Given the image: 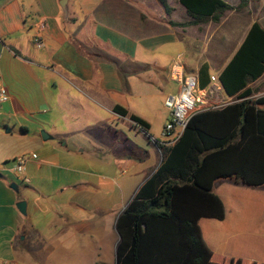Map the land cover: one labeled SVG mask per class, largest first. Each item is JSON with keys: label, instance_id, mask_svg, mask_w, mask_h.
Wrapping results in <instances>:
<instances>
[{"label": "crops", "instance_id": "obj_1", "mask_svg": "<svg viewBox=\"0 0 264 264\" xmlns=\"http://www.w3.org/2000/svg\"><path fill=\"white\" fill-rule=\"evenodd\" d=\"M166 1L168 12L159 0H67L64 16L58 0H0V86L7 91V100L0 103V256L6 254L1 248L5 245L10 249L20 234L26 212L19 213L16 203L26 200L25 210L29 203L21 193L30 190L45 197L52 192L82 190L81 179L52 178L49 170L73 171L62 162H71L75 153L89 151L90 142L78 138L86 127L120 130L124 141L133 146L131 153L112 147L113 171L108 166L109 174L100 178L106 185L116 186L121 196L123 206L113 214L115 225L118 214L155 172L161 157L156 162V139L149 135L150 125L133 109L132 100L158 95L164 101L175 94L180 76L174 66L182 76L194 75L198 81L200 65H207L209 79H216H208L203 89L205 109L231 101L219 74L251 24L258 22L264 29V0H245L242 8L225 11L218 22L198 24L191 23L193 17L179 0ZM224 1L235 7L241 0ZM262 82L264 74L250 84L258 88L254 97L264 94ZM116 104L146 121L147 133L127 117L117 116L112 110ZM103 111L113 117L101 116ZM41 131L47 138H41ZM131 133H135L134 138ZM138 135L142 141L134 140ZM149 152L154 159L150 163L145 159ZM19 156L26 157L20 173L23 187L17 184L11 189V167L7 164L13 163V171ZM118 169L123 174L116 178L113 174ZM85 183L95 191L104 185L98 179ZM213 190L225 212L222 220L199 218L205 245L220 258L264 264V184L252 187L231 178L218 179ZM73 206L85 211L81 223L92 228L98 215H90L80 204ZM115 237L116 245V233Z\"/></svg>", "mask_w": 264, "mask_h": 264}, {"label": "trees", "instance_id": "obj_2", "mask_svg": "<svg viewBox=\"0 0 264 264\" xmlns=\"http://www.w3.org/2000/svg\"><path fill=\"white\" fill-rule=\"evenodd\" d=\"M191 23L218 22L223 13L240 9L224 0H179ZM166 0L159 3L168 12ZM183 25L184 22H169ZM188 24V23H186ZM264 74V29L254 22L219 82L231 101L224 106L194 112L181 135L160 144V163L117 216L114 231L115 264H260L237 258H220L203 242L199 218L224 217V206L213 186L231 178L247 186L264 184V94L250 84ZM198 86L208 85V67L198 69ZM264 91V83L261 85ZM113 112L133 126L149 125L116 104Z\"/></svg>", "mask_w": 264, "mask_h": 264}, {"label": "rangeland", "instance_id": "obj_3", "mask_svg": "<svg viewBox=\"0 0 264 264\" xmlns=\"http://www.w3.org/2000/svg\"><path fill=\"white\" fill-rule=\"evenodd\" d=\"M132 101L133 109L149 123V135L157 141L164 140L161 136L162 129L166 122L171 120V115L161 104L163 99H160L158 95L148 98L135 96ZM101 116L113 117L104 111ZM114 128L116 129L115 125ZM134 134L131 133L129 136L134 138ZM78 138L88 140L90 145L89 151L75 153L71 162L68 160L62 162L63 165L71 166L73 171L52 167L49 173L52 178L59 176L61 179H67L71 176L81 179L82 190L73 194L66 191L56 194L52 192L45 197L34 195L30 190L21 193L29 203L25 216H22L20 234L16 235L10 249H7L5 245L1 248L6 254L1 255L0 260L16 261L20 264H115L114 248L116 245L113 239L116 237L113 214L122 208L123 203L118 188L109 185V182L106 185L105 181L100 178L105 179L102 175L109 174L106 169L108 166L109 171H113L110 154L112 147L116 146L117 152L121 150L131 153L133 146L124 141L122 131H115L107 126L101 127L100 130L94 126L86 127ZM94 140H98V143ZM134 140L142 141V138L138 135ZM144 153L143 151L140 154ZM150 153H148L149 157L145 156L149 163L154 161ZM160 154L159 150L156 154V162ZM7 165L11 167L9 176L13 180L12 184L23 187L22 174L11 170L12 162L9 161ZM119 174L118 169L113 175L118 178ZM124 175L123 177H126L128 174ZM96 179L104 183L102 190L95 191L94 186L85 183V181ZM49 187L53 186L49 184ZM74 203L86 208L90 215H98L96 220H92L95 222L92 228L87 229L85 223H81L87 214L74 207Z\"/></svg>", "mask_w": 264, "mask_h": 264}, {"label": "built area", "instance_id": "obj_4", "mask_svg": "<svg viewBox=\"0 0 264 264\" xmlns=\"http://www.w3.org/2000/svg\"><path fill=\"white\" fill-rule=\"evenodd\" d=\"M37 46L41 42L35 39ZM174 72L179 73L178 66L173 67ZM180 86L175 94L168 95L164 98L163 105L169 111L171 120H168L163 126L162 137L164 140L158 141L160 144H171L179 135H181L189 117L199 109H205L206 102L205 91L198 86L197 77L194 75L182 76L180 73ZM214 76L210 77V81H214ZM7 91L3 86H0V103L7 100ZM156 141V140H154ZM34 157V156H33ZM25 156H19L15 160L14 169L16 172L21 173L25 169ZM0 264H20L16 261L0 260Z\"/></svg>", "mask_w": 264, "mask_h": 264}, {"label": "water", "instance_id": "obj_5", "mask_svg": "<svg viewBox=\"0 0 264 264\" xmlns=\"http://www.w3.org/2000/svg\"><path fill=\"white\" fill-rule=\"evenodd\" d=\"M58 4L63 12L64 16H67V0H58ZM41 138L45 139L47 138V134L45 133V131H41L39 132ZM11 189H15L16 186L14 184H11ZM25 207H26V201L25 200H20L16 203V209L18 210L19 213L21 214H25ZM119 238V237H118Z\"/></svg>", "mask_w": 264, "mask_h": 264}]
</instances>
